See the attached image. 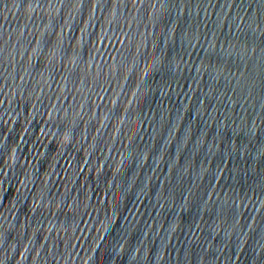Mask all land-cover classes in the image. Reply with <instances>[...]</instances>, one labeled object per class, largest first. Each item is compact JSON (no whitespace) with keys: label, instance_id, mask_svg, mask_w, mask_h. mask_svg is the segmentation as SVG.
<instances>
[{"label":"water","instance_id":"1","mask_svg":"<svg viewBox=\"0 0 264 264\" xmlns=\"http://www.w3.org/2000/svg\"><path fill=\"white\" fill-rule=\"evenodd\" d=\"M0 127L184 264H264V0H0Z\"/></svg>","mask_w":264,"mask_h":264}]
</instances>
